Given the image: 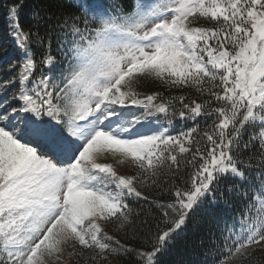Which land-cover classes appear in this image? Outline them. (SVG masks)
Listing matches in <instances>:
<instances>
[{
    "label": "snow or ice",
    "instance_id": "snow-or-ice-1",
    "mask_svg": "<svg viewBox=\"0 0 264 264\" xmlns=\"http://www.w3.org/2000/svg\"><path fill=\"white\" fill-rule=\"evenodd\" d=\"M23 8L0 50V264L69 244L77 264H162L190 226L213 264L264 245V0H60L30 26ZM145 78L194 98L140 96Z\"/></svg>",
    "mask_w": 264,
    "mask_h": 264
},
{
    "label": "trees",
    "instance_id": "trees-1",
    "mask_svg": "<svg viewBox=\"0 0 264 264\" xmlns=\"http://www.w3.org/2000/svg\"><path fill=\"white\" fill-rule=\"evenodd\" d=\"M13 2H17V0H0V50L3 47H8L10 45V38L7 36V9L9 5ZM24 8L20 13L21 23L25 26H30L32 20V14L34 11L39 10L43 14V12H52L55 13L59 10L60 0H23ZM70 2V0H68ZM124 3L128 6L131 5L132 0H124ZM64 11L74 12L75 9L64 8ZM192 27H211V23L203 22L199 24H192ZM53 54L56 56L57 60H60L55 45L52 49ZM15 72V69L9 71L7 65L0 63V78H8ZM137 93L140 96L148 95L150 92L157 93L159 92L165 98L169 95H180L184 94L189 99L194 98L193 91L189 89L178 90L176 88H167L162 84L161 81L154 78H145L140 80L139 86L136 89ZM187 102V100H186ZM199 102V101H198ZM215 105H210L209 107H214ZM197 123L200 126L201 130H205L206 124H211V118H198ZM192 122L185 121L181 122L177 119L174 122V125L170 131L173 134L176 132L184 130L185 127L191 126ZM201 146L202 143H201ZM102 162L112 163L117 171L121 174H126L131 171V165L129 163L120 164L112 159V157H107ZM167 173H163L161 175V179H163ZM144 192L145 195H148L150 199H161L159 191H150L145 188L139 189ZM133 207L137 211H141V207L139 204H133ZM146 207V206H145ZM155 215V212H153ZM147 212L141 211V218H147ZM209 229L207 227L201 229H194L193 227H189L187 233L178 238L176 246L172 248L163 258L162 264H213L214 257L207 255V250L212 246L209 244V237L207 232ZM110 234L115 235V232ZM123 235V233H120ZM218 238L217 240V255L222 251L220 244L222 243L223 238L220 237L219 232L216 233ZM119 238V236H117ZM203 241V242H202ZM123 243V241H122ZM136 246V245H133ZM75 249L70 248L69 250H65L63 253V257L67 258V264H77L80 260L79 257L75 255H69L70 252H74ZM88 254L85 253V258H87ZM132 260V257L125 258V261H116L113 260L112 264H126V261ZM223 264H264V245H252L248 249L243 250V254L237 253L231 257L225 256L223 259Z\"/></svg>",
    "mask_w": 264,
    "mask_h": 264
},
{
    "label": "rangeland",
    "instance_id": "rangeland-1",
    "mask_svg": "<svg viewBox=\"0 0 264 264\" xmlns=\"http://www.w3.org/2000/svg\"><path fill=\"white\" fill-rule=\"evenodd\" d=\"M153 93L154 92L152 91V92L148 93V95L153 94ZM70 248H71V246L69 244L68 246H66L65 250H69L70 251ZM66 260H67V258H64V257H62V261H57V260L53 259L52 264H67Z\"/></svg>",
    "mask_w": 264,
    "mask_h": 264
}]
</instances>
